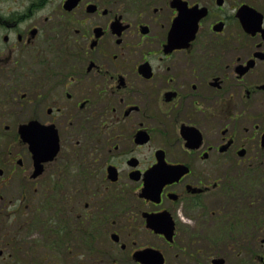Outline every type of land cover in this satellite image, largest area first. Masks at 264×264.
Segmentation results:
<instances>
[{"label": "flooded vegetation", "instance_id": "1", "mask_svg": "<svg viewBox=\"0 0 264 264\" xmlns=\"http://www.w3.org/2000/svg\"><path fill=\"white\" fill-rule=\"evenodd\" d=\"M0 28V217L44 264H264V0H0Z\"/></svg>", "mask_w": 264, "mask_h": 264}, {"label": "rangeland", "instance_id": "2", "mask_svg": "<svg viewBox=\"0 0 264 264\" xmlns=\"http://www.w3.org/2000/svg\"><path fill=\"white\" fill-rule=\"evenodd\" d=\"M17 189L19 190V187ZM9 196H15L11 188H9ZM12 208L9 206L8 210ZM20 218L18 214L11 217H0V251L2 252L0 264H44L43 260L47 259L48 255V246L46 245L48 235L39 232L37 228L40 227L37 226L30 233L26 232L27 234L22 236ZM21 237H24L25 243L18 246L17 249L16 244L20 243L19 238ZM15 249L18 253L14 252Z\"/></svg>", "mask_w": 264, "mask_h": 264}, {"label": "water", "instance_id": "3", "mask_svg": "<svg viewBox=\"0 0 264 264\" xmlns=\"http://www.w3.org/2000/svg\"><path fill=\"white\" fill-rule=\"evenodd\" d=\"M25 129H26V132H27L28 135H27V136L25 135V136L23 137V140L26 141V142H28L29 145H30L31 139H30V135H29V133H30L31 130H32V126H31V125H28V126L25 127ZM25 129H24V130H25ZM48 146H50V150H51L52 148H51V142H50V140H48ZM39 147H40V146H39ZM38 153L41 154L40 151H38ZM39 160H40V155H39ZM168 173H172V175H174V174L176 173V171L171 170V171H169ZM169 175H170V174H169Z\"/></svg>", "mask_w": 264, "mask_h": 264}, {"label": "clouds", "instance_id": "4", "mask_svg": "<svg viewBox=\"0 0 264 264\" xmlns=\"http://www.w3.org/2000/svg\"><path fill=\"white\" fill-rule=\"evenodd\" d=\"M6 31H8V30H7V29L0 28V32H6ZM10 35H11L12 39L14 40V39H15V32L12 31V32L10 33Z\"/></svg>", "mask_w": 264, "mask_h": 264}, {"label": "snow or ice", "instance_id": "5", "mask_svg": "<svg viewBox=\"0 0 264 264\" xmlns=\"http://www.w3.org/2000/svg\"><path fill=\"white\" fill-rule=\"evenodd\" d=\"M0 35H3V33H0Z\"/></svg>", "mask_w": 264, "mask_h": 264}]
</instances>
